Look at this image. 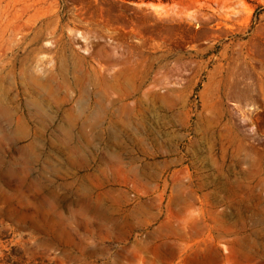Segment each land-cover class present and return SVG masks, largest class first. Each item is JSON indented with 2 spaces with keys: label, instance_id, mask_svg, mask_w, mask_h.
Segmentation results:
<instances>
[{
  "label": "rangeland",
  "instance_id": "rangeland-1",
  "mask_svg": "<svg viewBox=\"0 0 264 264\" xmlns=\"http://www.w3.org/2000/svg\"><path fill=\"white\" fill-rule=\"evenodd\" d=\"M0 264H264V0H0Z\"/></svg>",
  "mask_w": 264,
  "mask_h": 264
},
{
  "label": "trees",
  "instance_id": "trees-1",
  "mask_svg": "<svg viewBox=\"0 0 264 264\" xmlns=\"http://www.w3.org/2000/svg\"><path fill=\"white\" fill-rule=\"evenodd\" d=\"M145 3H149V2H152V3H157V2H163V3H169L171 2V0H143Z\"/></svg>",
  "mask_w": 264,
  "mask_h": 264
},
{
  "label": "bare ground",
  "instance_id": "bare-ground-1",
  "mask_svg": "<svg viewBox=\"0 0 264 264\" xmlns=\"http://www.w3.org/2000/svg\"><path fill=\"white\" fill-rule=\"evenodd\" d=\"M155 6H158V5H155ZM155 6H154V7H155ZM127 77H128V76H127Z\"/></svg>",
  "mask_w": 264,
  "mask_h": 264
}]
</instances>
